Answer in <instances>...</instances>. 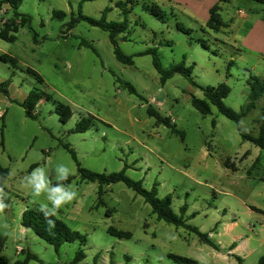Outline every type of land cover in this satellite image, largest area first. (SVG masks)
Listing matches in <instances>:
<instances>
[{"label": "rangeland", "instance_id": "rangeland-1", "mask_svg": "<svg viewBox=\"0 0 264 264\" xmlns=\"http://www.w3.org/2000/svg\"><path fill=\"white\" fill-rule=\"evenodd\" d=\"M79 3L23 0L17 12L28 16L29 24L18 27L14 42L0 39V56L15 60V64L0 60V82H10L7 94L0 92V165L8 170L3 185L7 207L0 211V256L9 264L27 253L44 264H70L81 249L84 259L79 264H175L169 254L195 260L198 254L212 253L193 233L158 221L143 198L123 183L104 187L99 204L98 185L80 179L64 146L73 150L83 169L110 174L124 168L125 175L141 181L144 189L154 187L159 199L170 197L173 212L178 214L186 205L185 217L194 214L187 223L207 236L222 221L236 220L242 229L254 223L259 215L249 207L264 211V150L243 142L238 131L257 136L258 123H264V96L237 125L212 106L209 115H201L190 99L204 100L202 88L226 84L225 107L238 113L246 105L249 78L264 80V54L241 43L255 23L264 22V5L230 0L221 5V16L228 23L233 17V26L214 32L206 21L194 22L188 12L161 0L83 3L80 11L86 17L99 19L107 8V22L126 21L127 31L118 41L121 53L132 58V65H125L115 59L106 31L84 21L69 29L78 17ZM153 6L162 12V21L145 11ZM238 10L248 19L236 15ZM55 12L64 16L54 18ZM11 15L3 5L0 29ZM176 24L190 35L178 31ZM197 39L208 48L197 44ZM150 50L157 52L165 69L181 62L190 67L194 84L181 74L161 83L152 56L145 54ZM27 69L36 72L42 84ZM33 89L42 97L36 116L27 118L19 103ZM59 104L72 114L65 124L53 112ZM148 106L169 118L179 133L156 123L147 114ZM82 119L91 121L89 129L72 133ZM256 159L259 162L253 166ZM227 161L236 171L225 167ZM61 163L72 170L69 185L77 197L54 217L82 235L85 244L65 243L55 252L31 230L23 229L20 219L26 209L51 206L47 194L33 195L25 177L44 168L56 184L55 169ZM109 228L129 233L130 238L119 239L107 232Z\"/></svg>", "mask_w": 264, "mask_h": 264}, {"label": "trees", "instance_id": "trees-1", "mask_svg": "<svg viewBox=\"0 0 264 264\" xmlns=\"http://www.w3.org/2000/svg\"><path fill=\"white\" fill-rule=\"evenodd\" d=\"M97 0H80L79 3V10H78V17L72 19L69 24V29H71L75 23L79 21H84L92 27H97L101 30H104L108 33V38L110 44L113 46V55L115 59L125 65H132V58L130 56H125L121 53L118 48V41L119 36L126 33L127 25L126 21L123 22H107L106 15L110 11L109 9H105L101 17L99 19H94L90 17H86L82 15L80 9L83 3L86 2H94ZM125 4H132V0H124ZM230 0H218V3L212 6L209 9V17L206 22V27L214 32H219L223 28H226V24L221 18V5L229 3ZM252 1L261 5H264V0H248ZM23 0H2L0 1V9L3 5H7L9 10H11L12 15L10 19H8L0 29V39L7 43H12L15 40L13 34L17 32L18 27L28 25L29 24V17L25 15H21L17 12L18 8L20 7ZM118 4H123V2H119ZM116 4V6L118 5ZM149 14L156 17L158 20L162 21V12L156 7L153 6L151 8H145ZM127 13V12H125ZM64 14L62 12H55L53 14L54 18H61ZM176 29L186 35H190V31L186 30L179 24H176ZM124 40V38H123ZM197 44H199L202 48L207 49L206 42L197 39L195 40ZM84 46H88L83 43ZM146 55L149 54L152 56V65L157 74L159 75V79L161 83H164L166 80L171 78L174 74H181L186 77L192 84L191 79V68L185 67L184 63L181 62L175 66L170 67L169 69H165L158 58L157 52L155 50H150L145 53ZM1 61H9L12 64H15V60L6 56H0ZM26 72L33 76L39 84H42V79L40 76L31 69H27ZM8 81L4 82L0 86V92L3 94H7V91L3 89L4 86L8 85ZM249 87V92L247 96V103L246 105L240 110V112L236 113L231 109L225 107L223 104V100L229 94V88L226 84H219L217 87H205L202 88L204 100H199L195 98L190 99L191 106L198 111L201 115L206 116L211 113V108L215 107L219 114H221L226 119L232 121L236 125L238 124L239 120L244 117L247 113H249L254 107L256 101L264 96V80L257 78V77H250L249 81L247 82ZM123 86L130 92L134 93V88L129 83H123ZM41 94L36 90H31L26 98L19 103V105L24 109L25 116L27 118H34L35 114V107L41 100ZM59 118V121L63 124L67 123L68 120L71 118L72 114L68 107L64 105H57L53 111ZM147 114L150 117H154L156 123H162L171 128L172 133H179L175 130L172 122L169 118L161 117L152 107H147ZM2 119V117H1ZM91 121L88 119H82L79 121L74 129H72V133H84L90 127ZM258 134L257 136H252L249 134H245L241 131H238L241 139L243 142H249L255 147L259 148L260 150H264V123H258ZM182 136V133H180ZM64 148L67 152L71 155V158L75 162L77 166V173L80 179L84 182L88 183H96L98 185V203L102 204V192L104 187H108L112 184L116 183H123L125 187L134 191L137 195L141 196L146 204L149 205L151 209V214L155 216L158 221H163L168 225H172L176 228H182L190 233H193L199 241L213 249H218V247L213 244L208 238L206 234L201 233L197 228L194 226L189 225L187 222L190 218L194 216L191 214L187 218L185 217L187 212V206L183 205L179 209V213H175L172 211L171 199L170 197H165L163 199H159L156 195V191L154 187L151 190H146L142 186L141 181H133L125 175V169L123 168L121 171L116 173L110 174H98L91 172L89 170L83 169L80 167L79 163L77 162L76 156L72 149L68 145H65ZM258 159L255 160L253 166L258 164ZM226 168H230L232 171H236V168L233 164H229L228 161L224 164ZM34 167V166H33ZM8 177V170L0 165V186H3L6 179ZM73 180V177H69L67 181H64L65 184H70ZM264 181V180H262ZM4 187V186H3ZM4 203L6 204V199L4 197ZM6 208L4 209V211ZM251 210L264 214V212L257 210L251 207ZM107 215H111L110 211H106ZM54 221V226H49L48 222L46 221L45 216L42 214L40 210H29L26 209L21 214L20 225L24 229L31 230L36 237L40 240L44 241L46 244L53 247L55 252L65 243H74L77 242L79 246H84L85 238L80 235L78 232L70 230L65 224H63L60 220L56 219L54 216L51 217ZM107 232L119 239H129L130 234L119 232L109 228ZM168 258L172 260L175 264H197L194 260L179 257L176 255L169 254ZM84 259V254L81 249H78L74 255V258L70 264H79ZM35 261L38 264L42 263L37 256L27 253L25 254L24 258L20 261H16L13 264H29V262ZM0 264H9V261L4 256H0ZM256 264H264V255H262Z\"/></svg>", "mask_w": 264, "mask_h": 264}, {"label": "crops", "instance_id": "crops-1", "mask_svg": "<svg viewBox=\"0 0 264 264\" xmlns=\"http://www.w3.org/2000/svg\"><path fill=\"white\" fill-rule=\"evenodd\" d=\"M161 1L173 4L179 10L188 12L192 16L194 22H197L196 20H204L207 22L209 9L218 3V0ZM236 15L242 20L248 19V16L240 10L236 12ZM224 22L226 24V29L223 28L221 32L231 29L233 23L232 25H230V23L233 22V17L229 18V23L226 21ZM257 28L259 29L258 33H256ZM241 44L261 53V55L264 54V22L255 23L244 37ZM6 81L0 82V86ZM9 84L10 82L8 85L4 86L3 89L7 91ZM249 210L259 215L254 223L248 224V226L243 229L236 220L222 221V223L217 224L218 226L216 225L208 234V238L218 249L212 248V253L203 252L202 254H198L196 257L197 259L194 261L197 264H233V261H236L238 264H247V262L256 264L259 258L264 255V214L251 210V207H249ZM245 233H249V236H246Z\"/></svg>", "mask_w": 264, "mask_h": 264}, {"label": "clouds", "instance_id": "clouds-1", "mask_svg": "<svg viewBox=\"0 0 264 264\" xmlns=\"http://www.w3.org/2000/svg\"><path fill=\"white\" fill-rule=\"evenodd\" d=\"M57 183L52 184L48 179L44 168L34 169L27 177H25L26 186L30 187L34 196L47 194L49 204H42L40 211L45 216L49 226H54L51 217L55 216L57 211L64 205L72 202L77 197V192L71 185L65 184L69 177L73 174L72 170L65 164L61 163L56 166ZM6 192L3 186H0V211H3L7 205L4 203Z\"/></svg>", "mask_w": 264, "mask_h": 264}, {"label": "built area", "instance_id": "built-area-1", "mask_svg": "<svg viewBox=\"0 0 264 264\" xmlns=\"http://www.w3.org/2000/svg\"><path fill=\"white\" fill-rule=\"evenodd\" d=\"M21 251H22V249L18 248V249L16 250V253L19 254V253H21Z\"/></svg>", "mask_w": 264, "mask_h": 264}]
</instances>
